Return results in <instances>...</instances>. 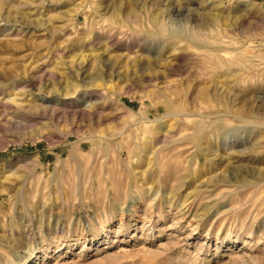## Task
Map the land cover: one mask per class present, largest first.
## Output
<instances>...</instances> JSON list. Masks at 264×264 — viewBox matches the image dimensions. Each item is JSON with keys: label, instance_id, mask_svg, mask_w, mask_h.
<instances>
[{"label": "rangeland", "instance_id": "374dc122", "mask_svg": "<svg viewBox=\"0 0 264 264\" xmlns=\"http://www.w3.org/2000/svg\"><path fill=\"white\" fill-rule=\"evenodd\" d=\"M0 264H264V0H0Z\"/></svg>", "mask_w": 264, "mask_h": 264}, {"label": "bare ground", "instance_id": "6f19581e", "mask_svg": "<svg viewBox=\"0 0 264 264\" xmlns=\"http://www.w3.org/2000/svg\"><path fill=\"white\" fill-rule=\"evenodd\" d=\"M202 50H203V49H202ZM204 50H205V49H204ZM211 57H212V56H211ZM209 58H210V57H209ZM220 61H221V60H220ZM221 65H222V63H221ZM221 65H220V66H221ZM217 66H218V65H217ZM238 111H239V110H238ZM237 114H238V113H237ZM239 114H240L241 116H240V115H238V117H239V116H240V117H244V116H242V114H241V113H239Z\"/></svg>", "mask_w": 264, "mask_h": 264}]
</instances>
